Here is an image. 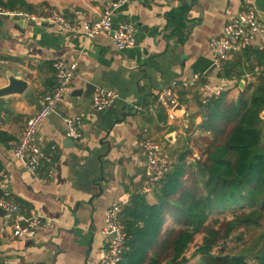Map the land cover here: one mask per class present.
<instances>
[{"label": "crops", "instance_id": "crops-1", "mask_svg": "<svg viewBox=\"0 0 264 264\" xmlns=\"http://www.w3.org/2000/svg\"><path fill=\"white\" fill-rule=\"evenodd\" d=\"M26 1L34 6L33 13L55 10L88 22L111 8L114 26L130 23L135 30L133 45L116 50L105 32L89 40L79 33L62 34L48 23L23 25L15 14H0V87L7 84L8 71L28 82L22 94L0 98V132L8 137L0 135V166L7 173L3 189L25 215L41 220L34 235L15 237L13 216L0 214V260L99 264L108 240L103 232L106 209L126 204L135 192L143 193L148 172L138 148L141 128L148 127L151 137L165 141L163 150L173 160L192 133L188 122L202 120L195 115V95L205 97L202 88L176 91L181 109L173 120L164 108L148 110L156 95L170 80L196 73L218 93L226 85L241 89L254 82L256 75L249 72L246 81L224 80L216 70L206 75L214 59L210 40L242 8H251L264 25V0H124L112 7L116 0ZM253 46L264 47V40L256 39ZM234 56L238 54L229 59ZM57 60L76 61L77 70L70 90L35 136V142L53 154L55 170L47 178L46 161L35 176L24 160L13 158L12 147L26 118L55 85L52 64ZM87 84L112 89L117 98L109 108L94 111L91 95L83 96ZM75 115L81 117L80 137L70 141L64 117ZM144 194L147 202H155L153 189Z\"/></svg>", "mask_w": 264, "mask_h": 264}, {"label": "trees", "instance_id": "trees-1", "mask_svg": "<svg viewBox=\"0 0 264 264\" xmlns=\"http://www.w3.org/2000/svg\"><path fill=\"white\" fill-rule=\"evenodd\" d=\"M0 8L34 12L26 0H0ZM246 72L256 78L241 89L233 84L217 95H195L202 120L188 122L192 133L155 184V202L135 192L121 206L125 237L117 264H250L245 252L264 264V47L226 60L217 77L246 81ZM169 217L174 225L163 228ZM248 230L259 231L252 248L217 258L215 251L242 241Z\"/></svg>", "mask_w": 264, "mask_h": 264}, {"label": "built area", "instance_id": "built-area-1", "mask_svg": "<svg viewBox=\"0 0 264 264\" xmlns=\"http://www.w3.org/2000/svg\"><path fill=\"white\" fill-rule=\"evenodd\" d=\"M124 0L111 2V7ZM111 8H105L102 15L93 22L84 19H68L63 14L52 10L46 13H33L28 11H8L0 8V14H15L25 18L27 22L48 23L57 31L65 35L79 33L89 40H93L99 33L105 32L109 35L110 43L116 50L130 47L134 43V27L130 23H121L117 26L112 24ZM264 40V25L256 18L251 8H242L235 16L230 18L222 27L221 33L210 40V46L214 53L213 65L217 72L223 63L232 55L238 54L253 46L256 39ZM55 71V85L47 91L42 99L41 107L26 118L22 133L12 147V156L24 160L27 169L35 176L43 161L48 163L47 178L54 174L55 162L53 154L35 142L36 133L42 121L50 114L55 113L58 104L64 95L70 90L72 79L77 70V62L65 63L57 60L52 64ZM202 74H193L187 79H173L163 85L153 100L150 112L164 108L168 112L170 120L174 119L175 107L179 104L176 91L193 88H202L205 97L218 93L210 88L205 82L202 83ZM117 98V93L103 86H96L90 96V106L94 111H103L109 108ZM264 113V106L261 110ZM66 135L78 140L80 137L79 126L81 117L78 115L64 117ZM138 148L144 158L148 172L141 191L149 193L152 191L159 179L167 173L172 165V159L164 152L160 141L151 137L148 127L141 128ZM7 178L5 170H0V209L14 218L13 235L21 237L34 235L41 222L40 217L35 214L25 215L21 207L11 199L10 192L3 189ZM120 204H113L105 211V227L103 232L108 237L99 264H117L120 261L125 233L119 217ZM112 234V237L110 235ZM0 264H39L36 262L24 263L9 258L0 260Z\"/></svg>", "mask_w": 264, "mask_h": 264}, {"label": "water", "instance_id": "water-1", "mask_svg": "<svg viewBox=\"0 0 264 264\" xmlns=\"http://www.w3.org/2000/svg\"><path fill=\"white\" fill-rule=\"evenodd\" d=\"M28 22L25 18H21L19 20V24H23L26 25ZM214 70V65L211 66L210 70L206 73V75H209L212 71ZM6 78H7V84H5L4 86L0 87V98L1 97H8L10 95H20L22 94L28 87V82L26 80H24L23 78H20L17 74H14L11 71L6 72ZM243 85V81H240L239 86L242 87ZM94 85L92 84H87L86 85V91L84 92V97H86L87 95H91L93 90H94ZM181 109V105L178 104L175 107V110ZM260 117L263 119L264 121V113L260 114ZM71 141V138H68ZM264 141V138H263ZM2 190L0 189V194H1ZM5 213L2 209H0V214ZM110 237H112V234L110 235ZM238 258L239 256L236 255H223V256H217L218 259L221 260H226L228 258Z\"/></svg>", "mask_w": 264, "mask_h": 264}, {"label": "rangeland", "instance_id": "rangeland-1", "mask_svg": "<svg viewBox=\"0 0 264 264\" xmlns=\"http://www.w3.org/2000/svg\"><path fill=\"white\" fill-rule=\"evenodd\" d=\"M183 143H184V140H183ZM161 144L164 147V145H166V142L162 140ZM182 149L183 148H180V150H182ZM180 150H178L174 154L175 156L172 155L173 160L175 159L176 155L178 154V152ZM172 225H174L173 222H172V218L169 217L168 220L166 221V223L164 224L163 228L168 229ZM258 234H259V231L248 230V231H246L245 236H244L242 241H239L235 237H233L235 239H233L229 243L228 247L226 246V247L222 248V250H219V252L215 251L214 254L222 256V255H226V254L233 255V254H237L238 252L242 253V251L245 250L246 248H248V247L252 248L253 247L254 241L257 238ZM197 242H199V236H197L196 240H194V242L192 243L191 248H190V252L193 251V249L195 247V244ZM245 254H246V260H247L248 263L257 264L256 259L254 258L252 253L245 252ZM195 260H196V257L192 260V262L194 263Z\"/></svg>", "mask_w": 264, "mask_h": 264}]
</instances>
